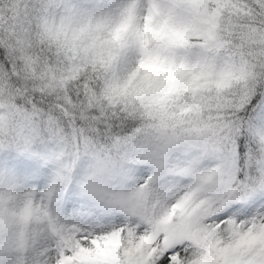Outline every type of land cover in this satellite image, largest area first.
I'll use <instances>...</instances> for the list:
<instances>
[{
    "label": "snow or ice",
    "instance_id": "snow-or-ice-1",
    "mask_svg": "<svg viewBox=\"0 0 264 264\" xmlns=\"http://www.w3.org/2000/svg\"><path fill=\"white\" fill-rule=\"evenodd\" d=\"M0 264H264V0H0Z\"/></svg>",
    "mask_w": 264,
    "mask_h": 264
}]
</instances>
